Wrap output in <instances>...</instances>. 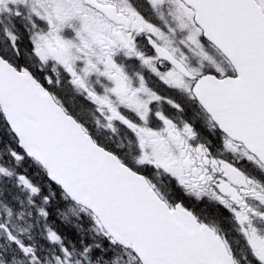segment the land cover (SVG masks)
I'll return each instance as SVG.
<instances>
[{"label":"snow or ice","instance_id":"6c2138e0","mask_svg":"<svg viewBox=\"0 0 264 264\" xmlns=\"http://www.w3.org/2000/svg\"><path fill=\"white\" fill-rule=\"evenodd\" d=\"M0 264H264V0H0Z\"/></svg>","mask_w":264,"mask_h":264},{"label":"trees","instance_id":"16d2710c","mask_svg":"<svg viewBox=\"0 0 264 264\" xmlns=\"http://www.w3.org/2000/svg\"><path fill=\"white\" fill-rule=\"evenodd\" d=\"M65 232H67L69 234V236H71V232L69 229H65ZM97 254H99V253H97Z\"/></svg>","mask_w":264,"mask_h":264},{"label":"flooded vegetation","instance_id":"af4514ba","mask_svg":"<svg viewBox=\"0 0 264 264\" xmlns=\"http://www.w3.org/2000/svg\"><path fill=\"white\" fill-rule=\"evenodd\" d=\"M161 87H162V91H167V89H164L163 86H161Z\"/></svg>","mask_w":264,"mask_h":264}]
</instances>
